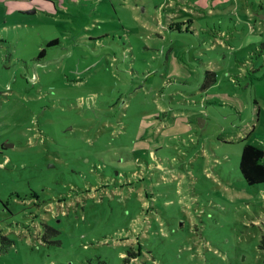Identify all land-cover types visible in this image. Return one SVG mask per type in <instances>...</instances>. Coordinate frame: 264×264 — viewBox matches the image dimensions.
Listing matches in <instances>:
<instances>
[{
  "label": "rangeland",
  "instance_id": "374dc122",
  "mask_svg": "<svg viewBox=\"0 0 264 264\" xmlns=\"http://www.w3.org/2000/svg\"><path fill=\"white\" fill-rule=\"evenodd\" d=\"M7 1L0 264H264V0Z\"/></svg>",
  "mask_w": 264,
  "mask_h": 264
},
{
  "label": "trees",
  "instance_id": "16d2710c",
  "mask_svg": "<svg viewBox=\"0 0 264 264\" xmlns=\"http://www.w3.org/2000/svg\"><path fill=\"white\" fill-rule=\"evenodd\" d=\"M170 30L180 31L181 29H174L171 27ZM58 44L59 41L54 40L49 43V46H55ZM209 74L211 73H207V75ZM207 82L208 80L206 78L205 85ZM239 170L243 180L248 186L253 187L264 184V150L253 144L245 143L240 157ZM128 257L133 258L135 257V254L129 253ZM129 261V259H125V264L129 263Z\"/></svg>",
  "mask_w": 264,
  "mask_h": 264
},
{
  "label": "crops",
  "instance_id": "0c3cea01",
  "mask_svg": "<svg viewBox=\"0 0 264 264\" xmlns=\"http://www.w3.org/2000/svg\"><path fill=\"white\" fill-rule=\"evenodd\" d=\"M10 3H11V0H8L7 3H6V5H4L6 7V10H7L8 13H9V10H11L10 13H12V11L15 10L14 5L13 4H10ZM20 6H23V5H20ZM21 8H24V7H21Z\"/></svg>",
  "mask_w": 264,
  "mask_h": 264
}]
</instances>
